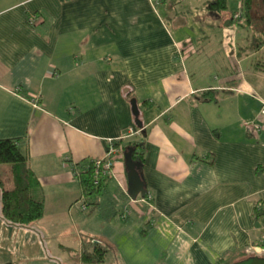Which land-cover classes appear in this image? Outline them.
<instances>
[{"label":"crops","instance_id":"1","mask_svg":"<svg viewBox=\"0 0 264 264\" xmlns=\"http://www.w3.org/2000/svg\"><path fill=\"white\" fill-rule=\"evenodd\" d=\"M215 1L0 0V140L19 142L45 207L29 227L0 213V264H71L92 242L115 264L264 256V15ZM134 145L147 195L132 201ZM111 146L89 206L80 175Z\"/></svg>","mask_w":264,"mask_h":264},{"label":"trees","instance_id":"2","mask_svg":"<svg viewBox=\"0 0 264 264\" xmlns=\"http://www.w3.org/2000/svg\"><path fill=\"white\" fill-rule=\"evenodd\" d=\"M253 0L246 4L247 13L252 9ZM263 1V0H262ZM257 6H261V0L256 1ZM227 0H217L208 5L211 12L220 14L227 9ZM250 8V9H249ZM249 9V10H248ZM119 148L118 146H114ZM133 149V160L142 163L140 145L130 146L123 152ZM0 213L3 219L12 225L29 227L40 221L45 213L44 198L40 184L35 174L29 169L27 159L22 154L17 140H0ZM85 173L80 175V182L83 187L84 196L89 206H96V201L101 196L104 181L99 186L94 185L93 166L91 162L85 164ZM10 187V188H9ZM263 210L257 213L262 216ZM108 252V251H107ZM99 247H95L93 253L88 251L82 256L84 264H102L106 253ZM253 256V255H252ZM251 256L236 262L240 263L248 260ZM234 263V264H236Z\"/></svg>","mask_w":264,"mask_h":264},{"label":"water","instance_id":"3","mask_svg":"<svg viewBox=\"0 0 264 264\" xmlns=\"http://www.w3.org/2000/svg\"><path fill=\"white\" fill-rule=\"evenodd\" d=\"M131 105L133 108V113L137 118L136 120L137 126L140 129H142L143 125L138 120L139 110H138L136 100H132ZM124 160H125V166L128 172L129 198L132 201L137 200L138 197L145 198L147 195V189L140 175L142 164L140 162H136L133 160V149H129L128 152L125 153ZM236 264H264V256L262 257L261 256H251L248 260H245L243 262L236 263Z\"/></svg>","mask_w":264,"mask_h":264},{"label":"built area","instance_id":"4","mask_svg":"<svg viewBox=\"0 0 264 264\" xmlns=\"http://www.w3.org/2000/svg\"><path fill=\"white\" fill-rule=\"evenodd\" d=\"M29 22L33 27L38 25V19L36 16L32 17ZM31 102L34 105L38 104L37 99H34ZM246 125L251 131L254 132L259 131V128L256 127L255 125H249V124ZM120 156H121V150L119 148H115L114 146H111L109 152L105 155L103 159H95L91 162L93 166V181L95 186H99L102 183V181L105 182V180L111 176L113 169ZM148 198L150 200L152 199L150 195L148 196ZM81 209L83 211L88 210V206L86 205L85 202L81 204ZM249 255H253V254L249 253Z\"/></svg>","mask_w":264,"mask_h":264},{"label":"rangeland","instance_id":"5","mask_svg":"<svg viewBox=\"0 0 264 264\" xmlns=\"http://www.w3.org/2000/svg\"><path fill=\"white\" fill-rule=\"evenodd\" d=\"M205 0H197V2L198 3H201V2H204ZM256 1L257 0H253L252 2H254V3H252V9H248L249 10V15L251 14L252 16H254V17H257V16H261V15H264V13H261L260 14V11L261 10H259L258 9V6H257V3H256ZM240 1L239 0H231V1H229V12H234V11H236L237 10V5H238V3H239ZM247 2H249V0H247ZM246 11H247V9H246ZM259 11V12H258ZM244 17H243V11L242 10H239V12L237 13V14H235L234 16H233V20L236 22V21H242V19H243ZM264 22H262V24H261V28H264ZM226 38H228V37H226ZM250 38H251V36H250ZM234 40H235V38L233 37L232 39H231V37H230V39L228 38V41H229V43L231 44V45H233V46H235V43H234ZM10 188V187H9ZM96 244V245H95ZM92 246H93V250L91 251V252H89V253H93V251H94V249H95V247H99V248H101L103 251H105V252H107L108 250H107V248L106 247H104V246H102V245H100V244H98V243H95V242H92ZM108 252L106 253V257L104 258V261H103V263L102 264H115L114 263V260L113 259H111V258H109V259H107V261H106V258L108 257ZM83 256V255H82ZM82 256L81 257H79V259H77L76 261L75 260H73L72 262H71V264H78V262H79V264H84V263H82L81 262V258H82ZM262 257V256H261ZM94 264H96V263H94ZM98 264V263H97Z\"/></svg>","mask_w":264,"mask_h":264}]
</instances>
